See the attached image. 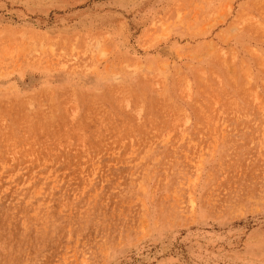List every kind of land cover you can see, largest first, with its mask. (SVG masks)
I'll list each match as a JSON object with an SVG mask.
<instances>
[{"label":"rangeland","instance_id":"374dc122","mask_svg":"<svg viewBox=\"0 0 264 264\" xmlns=\"http://www.w3.org/2000/svg\"><path fill=\"white\" fill-rule=\"evenodd\" d=\"M0 264H264V0H0Z\"/></svg>","mask_w":264,"mask_h":264}]
</instances>
